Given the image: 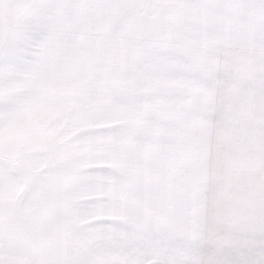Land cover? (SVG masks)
<instances>
[{"label":"snow or ice","instance_id":"obj_1","mask_svg":"<svg viewBox=\"0 0 264 264\" xmlns=\"http://www.w3.org/2000/svg\"><path fill=\"white\" fill-rule=\"evenodd\" d=\"M0 264H264V0H0Z\"/></svg>","mask_w":264,"mask_h":264}]
</instances>
